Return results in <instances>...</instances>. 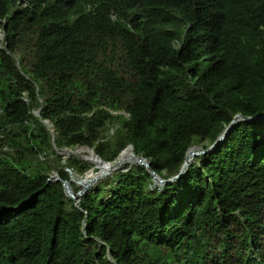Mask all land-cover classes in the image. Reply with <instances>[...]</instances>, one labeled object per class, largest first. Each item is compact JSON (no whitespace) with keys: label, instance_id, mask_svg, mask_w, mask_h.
I'll return each mask as SVG.
<instances>
[{"label":"trees","instance_id":"obj_1","mask_svg":"<svg viewBox=\"0 0 264 264\" xmlns=\"http://www.w3.org/2000/svg\"><path fill=\"white\" fill-rule=\"evenodd\" d=\"M0 29V264H264V119L78 201L59 153L168 179L264 115V0H0Z\"/></svg>","mask_w":264,"mask_h":264},{"label":"water","instance_id":"obj_2","mask_svg":"<svg viewBox=\"0 0 264 264\" xmlns=\"http://www.w3.org/2000/svg\"><path fill=\"white\" fill-rule=\"evenodd\" d=\"M247 119V120H249V121H254V120H261V119H264V115H262V116H255V117H244V116H242L241 114H238V115H236L235 117H234V119L231 121V123H230V125L228 126V128L224 131V133L219 137V138H217L216 140H215V142L212 144V146L211 147H209L207 150H199V148H197V147H195V149L197 150L196 152H194V154L195 155H199L200 153H204V152H207L208 150H211V149H213V147L220 141V140H222L225 136H226V134L228 133V131L232 128V126L238 121V120H240V119ZM129 148V150H132V152H133V149H132V146H129L128 147ZM192 148V147H191ZM190 150V148L188 149V151ZM89 151L93 154V150L92 149H89ZM124 151V150H123ZM122 151V152H123ZM188 151H187V153H188ZM121 152V153H122ZM120 153V154H121ZM187 153H186V156H185V159H184V162H183V164H182V166H181V168H180V170H179V172L175 175V176H173V177H171V178H168V179H163V178H161V177H159L151 168H150V165H149V163H148V161L144 158V157H142V156H140V155H136V154H134V152H133V154H134V159H135V161L138 163V164H140V165H142V166H144L148 171H149V173L151 174V176H152V179H153V182L155 183V184H160V185H163V184H166V183H169V182H173V181H175V180H177L184 172H185V170L187 169V167H188V164H187ZM94 156H95V158L97 159V160H99V161H101V162H103V163H106L105 161H103L101 158H99V156L98 155H96V154H94ZM119 157V156H118ZM117 168L115 167L114 168V170H116ZM106 175H108V174H106ZM105 175V176H106ZM104 177V176H103ZM102 177V178H103ZM56 180H60L59 178H57ZM48 181H50V179H48ZM62 184H63V187H64V190H65V192H66V194L67 195H69L71 198H73V199H75L76 201H78L79 200V198L81 197V195L85 192V190L88 188V187H85L84 189H82V190H79L77 193H76V195H74V193L71 191V188H70V186H69V183L68 182H66V181H63L62 182Z\"/></svg>","mask_w":264,"mask_h":264},{"label":"bare ground","instance_id":"obj_3","mask_svg":"<svg viewBox=\"0 0 264 264\" xmlns=\"http://www.w3.org/2000/svg\"><path fill=\"white\" fill-rule=\"evenodd\" d=\"M81 150H83V149H81ZM76 151H77V149H76ZM196 151L197 150L195 149V147L190 148V150L188 151V153H187V164L188 165L192 161V159L195 158V156H197L194 154V152H196ZM69 155H71V154H69ZM133 156H134V154H133L132 150H129L122 155L120 154L118 159L114 163H112V162L103 163V162L97 160L95 158V156H92L91 160L98 169H97V171H94L96 168H94L93 170L91 169L89 172L87 171L86 175L78 183L79 186H81V189H84L85 187H89L91 184L96 182L98 179H100L103 176H105L106 174H109L110 172H112L115 167L119 168V166L123 165L126 162L127 163L136 162Z\"/></svg>","mask_w":264,"mask_h":264},{"label":"rangeland","instance_id":"obj_4","mask_svg":"<svg viewBox=\"0 0 264 264\" xmlns=\"http://www.w3.org/2000/svg\"><path fill=\"white\" fill-rule=\"evenodd\" d=\"M0 44H1V40H0ZM76 149H77V151H76ZM81 149H83V150H81ZM89 149L90 148H87V147H76V148H74V149H64V150H62V151H59V153L61 154V156H62V164H65L66 163V159L68 158V157H70V156H76V157H78V158H80V159H84L85 161H87L90 165H91V168L88 170V172L92 169H94V168H96L94 171H97V167L94 165V163L92 162V160H91V158H92V156H94V152H93V154L89 151ZM126 149H129V148H126ZM126 149H124V150H126ZM93 150V149H92ZM73 151V152H72ZM69 152V153H68ZM84 152V153H83ZM73 153V154H72ZM69 154H71V155H69ZM118 159V158H117ZM195 159V158H194ZM192 161H193V159H192ZM115 162V161H114ZM114 162H112V163H114ZM93 164V165H92ZM135 164H138V163H136V162H134V163H124L123 165H121V166H119V168H122V167H126V166H129V167H131L132 165H135ZM118 168V169H119ZM66 171L68 172V174H69V178H70V181L71 182H74V184L79 188V190H82L81 189V186H79V182L82 180V178L86 175V173L84 174V176H81V175H78V174H76L75 173V171H73L72 169H69V168H66ZM113 172H114V170L112 171V172H110L108 175H106V176H104L103 178H100V179H98L96 182H94L93 184H91L88 188L90 189V188H92L99 180H102V179H105V178H107V177H109V176H111L112 174H113ZM50 175H51V177H50V180H52V181H54V180H56L57 178H58V175H57V173H56V171L55 170H52L51 172H50ZM153 185H160V184H153ZM69 186H70V184H69ZM160 186H162V185H160ZM70 188H71V186H70ZM87 188V189H88ZM86 189V190H87ZM85 190V191H86ZM71 191H72V189H71ZM73 192V191H72ZM78 192V191H77ZM76 192V193H77ZM76 193H74V195H76ZM69 196V195H68ZM70 197V196H69ZM75 200V199H74Z\"/></svg>","mask_w":264,"mask_h":264},{"label":"built area","instance_id":"obj_5","mask_svg":"<svg viewBox=\"0 0 264 264\" xmlns=\"http://www.w3.org/2000/svg\"><path fill=\"white\" fill-rule=\"evenodd\" d=\"M3 37H4L3 31L0 29V40H1V44L3 42Z\"/></svg>","mask_w":264,"mask_h":264}]
</instances>
